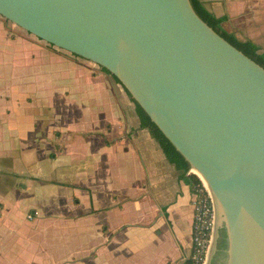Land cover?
I'll return each instance as SVG.
<instances>
[{
  "label": "crops",
  "instance_id": "0c3cea01",
  "mask_svg": "<svg viewBox=\"0 0 264 264\" xmlns=\"http://www.w3.org/2000/svg\"><path fill=\"white\" fill-rule=\"evenodd\" d=\"M202 1L264 48V0ZM0 29V264H187L192 178L126 89L82 56Z\"/></svg>",
  "mask_w": 264,
  "mask_h": 264
},
{
  "label": "water",
  "instance_id": "95a60500",
  "mask_svg": "<svg viewBox=\"0 0 264 264\" xmlns=\"http://www.w3.org/2000/svg\"><path fill=\"white\" fill-rule=\"evenodd\" d=\"M0 15L103 65L199 172L215 219L205 264H264L262 64L190 0H0Z\"/></svg>",
  "mask_w": 264,
  "mask_h": 264
},
{
  "label": "trees",
  "instance_id": "16d2710c",
  "mask_svg": "<svg viewBox=\"0 0 264 264\" xmlns=\"http://www.w3.org/2000/svg\"><path fill=\"white\" fill-rule=\"evenodd\" d=\"M192 3L194 10L198 15H200L205 22L210 25L216 32H218L221 36L228 39L234 46L243 51L250 58L255 60L256 62L262 64L264 66V48H259V46L250 39H240L233 32L229 31L226 28H223L221 22L226 18V15L216 16L213 13L209 12L203 4L202 0H190ZM1 16V15H0ZM4 18V17H3ZM49 44V43H48ZM50 46H53L49 44ZM58 47V46H57ZM77 55V54H76ZM102 71L106 73H110L112 78L120 84L119 80L116 78L114 74H112L108 69L100 65ZM123 86V85H122ZM128 94L131 96L135 103L136 114L138 118H140V125L143 127H147L150 134L155 138V140L159 143L161 149L165 152L166 156L170 160V162L174 163L176 168L180 172V177L183 179L192 178L190 183L193 185L192 190L195 188V183L199 181L200 177L195 172L187 173L189 169V162L185 159V157L177 151L170 139L165 135V133L161 130L159 126L145 113V110L141 107V105L136 101V99L132 96L130 91L123 86ZM223 234L225 235V231L221 228Z\"/></svg>",
  "mask_w": 264,
  "mask_h": 264
},
{
  "label": "built area",
  "instance_id": "2783aa9c",
  "mask_svg": "<svg viewBox=\"0 0 264 264\" xmlns=\"http://www.w3.org/2000/svg\"><path fill=\"white\" fill-rule=\"evenodd\" d=\"M192 192V234L191 247L187 257V264H205L208 257V247L212 240L213 203L209 189L201 178L195 183ZM30 213H27L29 216Z\"/></svg>",
  "mask_w": 264,
  "mask_h": 264
},
{
  "label": "rangeland",
  "instance_id": "374dc122",
  "mask_svg": "<svg viewBox=\"0 0 264 264\" xmlns=\"http://www.w3.org/2000/svg\"><path fill=\"white\" fill-rule=\"evenodd\" d=\"M0 19L1 20H3L4 22H5V24H6V26H7V31H6V35H7V37H11V38H14V37H16V36H21V35H25V36H28V37H33V36H35V34L34 33H32V32H30V31H26V29L25 28H23L22 26L20 27L19 25H17V24H15L14 22H12V21H10V20H8V19H6V18H3L2 16H0ZM1 33H2V30L0 29V50L1 49H4L5 47H4V42H5V40H3L2 39V35H1ZM36 37V36H35ZM37 39V38H36ZM40 42L41 43H45L44 42V40H40ZM53 50H55V49H63V48H61V47H57V46H50ZM10 48V47H9ZM13 48H11V49H8V50H12ZM65 50V49H64ZM86 59V58H85ZM88 65L90 64V65H92V67L93 68H95V69H100V65L97 63V62H95V61H93V60H91V59H86V61H85ZM107 74V73H106ZM109 77H110V75L109 74H107ZM110 79V78H109ZM219 229H221V227H219ZM213 231H214V220H213V227H212V234H213ZM59 251H61V249H59L58 250V252Z\"/></svg>",
  "mask_w": 264,
  "mask_h": 264
},
{
  "label": "flooded vegetation",
  "instance_id": "af4514ba",
  "mask_svg": "<svg viewBox=\"0 0 264 264\" xmlns=\"http://www.w3.org/2000/svg\"><path fill=\"white\" fill-rule=\"evenodd\" d=\"M225 238V235L223 234L222 230L221 229H218L217 231V235L215 237V240H218V239H223Z\"/></svg>",
  "mask_w": 264,
  "mask_h": 264
},
{
  "label": "bare ground",
  "instance_id": "6f19581e",
  "mask_svg": "<svg viewBox=\"0 0 264 264\" xmlns=\"http://www.w3.org/2000/svg\"><path fill=\"white\" fill-rule=\"evenodd\" d=\"M193 170H195V169H193ZM192 170V171H193ZM195 172H197V174L199 173L197 170H195ZM201 176V175H200ZM202 180V179H201ZM202 182L204 183V185L209 189V187H208V185H206V183L204 182V180H202ZM209 191H210V189H209ZM211 194V193H210ZM214 223H215V219H214Z\"/></svg>",
  "mask_w": 264,
  "mask_h": 264
}]
</instances>
